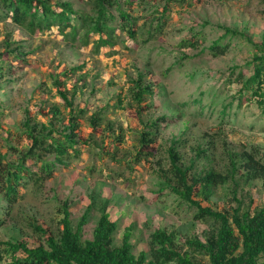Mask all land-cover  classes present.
<instances>
[{"label": "rangeland", "instance_id": "obj_1", "mask_svg": "<svg viewBox=\"0 0 264 264\" xmlns=\"http://www.w3.org/2000/svg\"><path fill=\"white\" fill-rule=\"evenodd\" d=\"M65 1L72 2L76 10H89L86 0ZM160 2L157 4L163 6ZM174 7L177 6L171 7L164 35L135 52L119 45L118 51L102 48L96 53L92 45L72 44L56 31L32 36L11 22L0 23V51L4 48L3 40L10 34L14 40L22 41L26 52H33L27 58V65L9 56L5 59L11 61L15 69L13 75L1 82L2 156L18 164L22 149L31 145L22 134L27 115L43 122L41 107L46 105L47 112L54 104L68 114L52 86L53 76L82 66L85 67L82 72L77 71L68 80L70 89L78 86L74 106L86 110L87 117L105 111L115 134L122 133L125 140L114 160L116 135L108 128L100 129L89 140L91 128L87 119L82 120L81 152L71 160L70 166L57 165L52 176L44 175L40 188L29 187L24 199L11 208L10 215L5 213L10 207L0 194L1 213L5 214L0 240H25L32 247L41 245L44 240L32 225L58 234L61 206L65 203L69 205L74 228L89 212L88 222L83 227L85 240L93 238L102 213L109 212L118 224L114 246L122 245L124 234L130 229L136 256L148 253L151 234L158 229L176 232L181 246L184 240L194 236L201 238L209 230L207 224L194 221V210L176 201L168 190L159 194L165 177L157 170L158 166L136 164L132 159L142 124L129 87L131 80H137L141 73L153 90V95L147 96L150 108L143 113L142 120L160 122L159 147L154 161L161 160L163 165H168V149L175 140H181L180 151L187 162L195 159L198 146H202L211 148L208 154L213 155L214 164L218 166L225 165L228 154L235 156L244 152H255L257 160L264 165V116L258 98L249 100L250 95H245L239 105L242 86L227 84L233 66L250 73L245 65L252 58L253 47L247 39L229 34L221 39L222 45L230 46L226 55L214 57L207 51L200 58L177 62L184 55L178 44L192 29L195 33L202 32L203 47L221 38L225 28L245 33L252 43L264 42V0H201L187 10ZM152 12L148 9L141 14L149 17ZM134 45L129 44L131 49ZM196 53L189 51L188 54ZM0 65L7 70V63L0 61ZM80 78L83 80L78 83ZM120 100H123L121 108ZM131 102L133 107H130ZM231 102L233 105L223 114L224 106ZM163 117L178 119L166 122ZM201 161L200 167L207 164L206 160ZM27 165L32 172H40V164L34 160H29ZM253 178L243 181L238 196L247 205L252 200L250 207L255 209L264 205V172ZM231 201L232 194L221 187L203 204L222 209L235 206ZM198 259L209 264L206 257Z\"/></svg>", "mask_w": 264, "mask_h": 264}, {"label": "trees", "instance_id": "obj_2", "mask_svg": "<svg viewBox=\"0 0 264 264\" xmlns=\"http://www.w3.org/2000/svg\"><path fill=\"white\" fill-rule=\"evenodd\" d=\"M159 1L163 6L157 4ZM197 3H201V0H86L89 10L81 11L76 10L72 2L65 0H0V23L11 22L32 36L56 31L63 40L72 44L80 42L85 47L92 45L96 53L102 48L110 49L111 52L118 51L119 45L124 46L127 51L135 52L164 35L173 10L172 5L187 10ZM148 9L153 10L152 16L141 14ZM207 25L204 24L205 27ZM229 34L246 38L253 47V53L251 60L245 65L250 73L233 66L227 84L242 86L239 91V105L245 95H250L249 100L258 98L264 116V42L252 43L245 33L225 28V34L221 38L208 47H203L205 39L202 32L195 33L192 29L178 44L184 55L177 62L185 58H200L207 51L214 57L226 55L230 46L222 45L221 39ZM130 43L137 46L134 45L131 49ZM3 47L0 61L7 63L8 68L6 70V66L0 65V90L2 80L13 75L15 69L11 61H5L6 57H12L27 65L28 56L33 54L32 51L26 52L22 41L14 40L10 34L3 40ZM189 51L197 53L189 55ZM84 68H74L70 72L53 76L52 86L68 114L55 104L46 112V105H43L40 109L45 118L43 122L27 115L22 134L31 145L22 149L23 156L19 163L16 164L0 154V194L10 207L5 212L6 215H10L11 208L24 199L25 191L29 187L40 188L44 175L46 178L52 176L57 165L70 166L71 160L80 155L79 133L82 120L87 119L91 128L89 140L100 129L108 128L116 135L115 141L119 144L116 145L113 158L117 160L116 154L125 143L124 135L115 134L114 125L107 122L105 111L87 117L86 110L74 106V95L78 86H71L70 89L68 80ZM144 76L141 73L137 80H131L129 87L131 99L137 107V118L142 124L132 159L136 164L152 163V166H158L157 170L165 177L159 194L168 190L176 201L194 210V221L207 224L209 230L201 238L194 236L184 240V245L181 246L176 232L158 229L151 234L148 253L142 252L136 256L133 253L130 229L124 234L122 245L114 246L118 224L111 219L109 212L102 213L93 238L85 240L83 227L88 222L89 212L74 228L69 205L65 203L61 206V228L58 234L32 225L44 240L39 246L32 247L25 240H0V263L203 264L198 259L200 256L206 257L209 264H264V205L252 209V200L247 205L238 196L243 181L247 182L264 172V165L257 160L255 152H244L235 156L228 154L225 165L218 166L214 164L213 155L208 154L211 148L205 149L202 146H198L195 159L187 162L180 151L181 140H175L168 149V165H163L161 160L154 161L159 147L160 122L142 120L143 113L150 108V104L146 102L147 96L153 95L151 85L144 82ZM82 80L80 78L77 82ZM232 103L224 106L223 114ZM119 104L121 108L123 100ZM133 106L131 102L130 107ZM174 119L162 118L166 122ZM85 143L88 144L89 141L86 140ZM29 160L40 164V172H32L27 165ZM201 160H206L207 164L200 167ZM221 187L232 194L231 202L236 203L235 206L222 209L205 206L203 202L210 201L215 191ZM199 196L202 198L199 199ZM4 215L0 206V227L5 223Z\"/></svg>", "mask_w": 264, "mask_h": 264}]
</instances>
